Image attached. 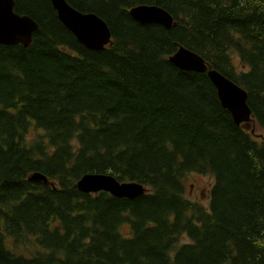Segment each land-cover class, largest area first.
I'll use <instances>...</instances> for the list:
<instances>
[{
  "label": "trees",
  "instance_id": "obj_1",
  "mask_svg": "<svg viewBox=\"0 0 264 264\" xmlns=\"http://www.w3.org/2000/svg\"><path fill=\"white\" fill-rule=\"evenodd\" d=\"M65 1L111 41L90 50L50 0H14L38 28L0 44V264H264V0ZM138 4L174 25L134 20ZM181 46L246 91L249 128L206 71L169 61ZM188 172L213 177L207 207ZM86 173L146 190L84 193Z\"/></svg>",
  "mask_w": 264,
  "mask_h": 264
},
{
  "label": "water",
  "instance_id": "obj_2",
  "mask_svg": "<svg viewBox=\"0 0 264 264\" xmlns=\"http://www.w3.org/2000/svg\"><path fill=\"white\" fill-rule=\"evenodd\" d=\"M50 1L61 23L83 46L90 50H100L110 43L111 33L102 18L91 12H81L65 0ZM129 14L134 20L144 24L157 23L166 29L174 25L172 15L157 5L138 4L129 9ZM37 28V23L30 16L14 10V0H0V44L18 43L29 46ZM169 61L183 70L206 71L217 89L222 106L231 113L234 122L244 123L245 128L251 126V111L246 103L247 93L241 86L215 69L208 68L200 55L182 46L169 56ZM31 179L43 177L34 173ZM76 187L84 193L106 191L113 196L128 199H133L146 190L137 182H120L113 175L104 173H86L77 180Z\"/></svg>",
  "mask_w": 264,
  "mask_h": 264
},
{
  "label": "rangeland",
  "instance_id": "obj_3",
  "mask_svg": "<svg viewBox=\"0 0 264 264\" xmlns=\"http://www.w3.org/2000/svg\"><path fill=\"white\" fill-rule=\"evenodd\" d=\"M186 186V196L193 200L208 206L209 190L213 184V177L209 174H200L196 172H188L184 178ZM9 244V240L7 241ZM37 246H34L30 241L28 245L20 246L17 251L25 254H30L35 251Z\"/></svg>",
  "mask_w": 264,
  "mask_h": 264
},
{
  "label": "bare ground",
  "instance_id": "obj_4",
  "mask_svg": "<svg viewBox=\"0 0 264 264\" xmlns=\"http://www.w3.org/2000/svg\"><path fill=\"white\" fill-rule=\"evenodd\" d=\"M49 182V181H48Z\"/></svg>",
  "mask_w": 264,
  "mask_h": 264
}]
</instances>
